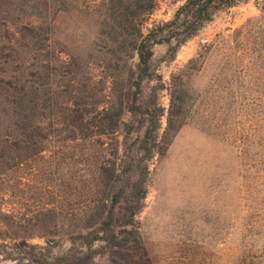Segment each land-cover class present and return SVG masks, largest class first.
I'll return each mask as SVG.
<instances>
[{
  "label": "trees",
  "instance_id": "obj_1",
  "mask_svg": "<svg viewBox=\"0 0 264 264\" xmlns=\"http://www.w3.org/2000/svg\"><path fill=\"white\" fill-rule=\"evenodd\" d=\"M114 2L93 11L55 4L47 21L50 4L40 5L36 20L35 4L0 0V203H16L9 200L15 196L37 202L32 214L0 204L2 259L155 264L139 237L137 213L145 204L151 159L169 145L189 108L176 83L171 85L161 131L165 106L154 47L169 43L175 57L216 9L235 0H185L172 19L147 31L141 16L155 0H132L121 8ZM69 11L93 15L97 30L83 33L84 53L53 40L58 16ZM243 34L241 29L237 38ZM99 67L109 71L97 73ZM190 73L181 69L179 76ZM261 177L264 182V154ZM49 234L58 237L56 245ZM97 241L110 246L104 263L93 253Z\"/></svg>",
  "mask_w": 264,
  "mask_h": 264
},
{
  "label": "rangeland",
  "instance_id": "obj_2",
  "mask_svg": "<svg viewBox=\"0 0 264 264\" xmlns=\"http://www.w3.org/2000/svg\"><path fill=\"white\" fill-rule=\"evenodd\" d=\"M131 1L115 0L113 4L121 8ZM155 2L141 16L145 31L172 19L185 0ZM2 4H23L25 8L35 4V14L41 4H50L44 15L50 21L55 4L93 11L105 10L112 3L2 0ZM92 17L76 11L58 16L53 37L56 46L84 53L83 33L92 35L97 30ZM241 29L244 34L237 38ZM168 49L169 43L156 44L152 58L163 83L161 131L167 125L171 85L176 83L189 110L169 145L151 159L145 204L137 213L139 237L155 264H264V0L222 4L196 35L178 47L175 57H170ZM181 69L191 73L180 78ZM108 71L106 67L97 69L103 75ZM19 198L9 199L16 203L6 199L0 204L32 214L37 202ZM134 237L135 233L130 235ZM47 238L54 241L51 245L57 244L55 235ZM33 240L43 242L38 237ZM70 244L66 242V246ZM74 245L80 246V242ZM92 247L96 260L104 263L110 246L97 241ZM0 264L33 263L22 257L0 258Z\"/></svg>",
  "mask_w": 264,
  "mask_h": 264
}]
</instances>
